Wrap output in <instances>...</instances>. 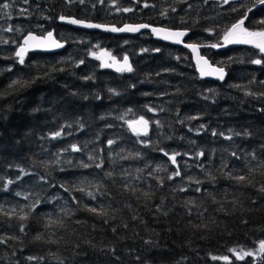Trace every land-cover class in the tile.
<instances>
[{
	"label": "trees",
	"instance_id": "16d2710c",
	"mask_svg": "<svg viewBox=\"0 0 264 264\" xmlns=\"http://www.w3.org/2000/svg\"><path fill=\"white\" fill-rule=\"evenodd\" d=\"M61 17L187 30L199 46L245 17L264 31L258 0H0V264H264L218 261L264 241V56L203 50L227 73L206 82L183 49ZM49 31L64 50L19 63L22 38ZM101 51L133 71L103 70ZM141 117L145 137L129 127Z\"/></svg>",
	"mask_w": 264,
	"mask_h": 264
},
{
	"label": "water",
	"instance_id": "95a60500",
	"mask_svg": "<svg viewBox=\"0 0 264 264\" xmlns=\"http://www.w3.org/2000/svg\"><path fill=\"white\" fill-rule=\"evenodd\" d=\"M72 19H74V18H65L64 20H61V24H63L66 27H70V28H72L74 30H79V31L83 30V31H87V32H90V33H101V34H104V35H111V36H117V37H121V36H136V35H139L141 33H149V35L156 42H160V43L165 44V45H169V46H172V47H175V48H182V49L186 50L190 54L192 63H193L194 68H195V72L197 73V75L199 76V78L201 80L213 81V82H219V83H223L226 80V77H227L226 71L222 68L223 72H224V79L223 80L219 79L218 78L219 73L216 70L217 69H221V68L212 65L210 63V61L206 57L201 55V50L210 48L209 46H198V45H196L195 50H193V48H190V47L186 46V45H193V44H185L186 39L190 35V32L187 31V30H173V29H168V28H164V27H160V26L148 25V27H146V28H139L138 31H111L110 29H112V28L121 29V28H126L128 26L137 27V26H140V25H147V24H127V25H124V26H121V27L118 28L116 26L101 25V24H97V23H93V22H86V21H82L83 23H81V24H73V23L69 22ZM75 20H77V19H75ZM78 21H81V20H78ZM89 24L90 25H100L101 27H87L86 25H89ZM152 29H165V30L170 31V32H181V31H183V32H186L187 35H185V36H183L181 38L182 42L176 43L172 39H167V40L163 39V35H164L163 33L157 34L156 32H153ZM48 33H52V37L50 39H45V38L48 37ZM48 33L45 34L44 36H39V35H36L34 33H30V34L32 36L37 37L40 40H44V42L46 44H48V45H51L52 41H55V42H58V43L62 44L63 47H59V48H55V47L32 48V47H29V50L25 53L24 57H26L28 54H33V53H41V54L49 53L50 54V53H60V52H62L64 50V48L66 47V43L65 42H61L58 39H56L55 34H54L53 31H50ZM28 36H29V34L25 35L22 38L21 46L24 45V39H25V37H28ZM249 39H257L258 40L259 38H249ZM31 43H34V42H30V44ZM225 47H228V48H231V47L251 48V49L257 50L258 52H260L261 55L264 56V53H262L258 48H256L254 46V44L228 43L227 42L223 46L215 48V49L221 51V50H224ZM18 50H19V48H18ZM101 56H102V66H103L104 69L110 70V71H112L115 74H121L123 72L129 73L128 71H117V69L119 67H121V65L123 64L124 58L121 61L118 60V61H112V62L109 63L107 61V59H106L104 54L101 55ZM128 63L130 64L129 58H128ZM109 65H111V66H109ZM202 71L204 73H206V74L202 75ZM139 120H136V121H139ZM136 121L131 122L133 127H136L138 129H142L143 125L135 123ZM149 132H150V126L148 125L147 135L149 134ZM147 135L141 134L139 136L145 137Z\"/></svg>",
	"mask_w": 264,
	"mask_h": 264
},
{
	"label": "snow or ice",
	"instance_id": "6c2138e0",
	"mask_svg": "<svg viewBox=\"0 0 264 264\" xmlns=\"http://www.w3.org/2000/svg\"><path fill=\"white\" fill-rule=\"evenodd\" d=\"M228 0H225V3H227ZM258 3L259 4H264V0H258ZM3 7L7 8L8 5L5 4L3 5ZM251 9H249L250 11ZM61 20H64L65 18L64 17H61L60 18ZM246 19V17L244 18ZM244 19H241L239 20L236 24H233L231 29H229L225 35H224V39L225 41H227L228 43H246V44H254V46L256 48H258L262 53H264V31H259V32H250L248 31L247 28H244L243 25H244ZM70 23H73V24H81L83 23L82 21H78V20H75V19H72L69 21ZM261 23H264V21H261ZM87 27H101L100 25H86ZM148 27V25H140V26H137V27H131V26H128L126 28H121V29H117V28H112L110 29L111 31H138L139 28H146ZM153 32H156L157 34H160V33H163V39H172L174 40V42L176 43H180L182 42L181 41V38L185 35H187L186 32H170V31H167L165 29H152ZM9 31H11V29H9ZM52 37V33H48V37L45 38V39H50ZM249 38H259L258 40L257 39H249ZM30 42H34V43H31ZM187 47H190V48H193V50H195L196 48V45H186ZM220 45L218 44H213L211 45V47H218ZM29 47H32V48H47V47H55V48H59V47H63L62 44L58 43V42H55V41H52L51 45H48L44 42V40H40L38 39L37 37L35 36H32L31 34H29L28 37H25L24 39V45L19 47V50L16 52V56L19 58V63L23 64L24 63V55L25 53L29 50ZM206 63V62H205ZM252 63L254 64H261L262 61L260 59H257V60H254L252 61ZM111 66V65H109ZM117 71H128V72H131L133 71L131 65L128 63V57L125 56L124 57V60H123V64L121 65V67H119L117 69ZM218 73H219V76L218 78L223 80L224 79V72H223V69H217L216 70ZM206 73H204L202 71V75H204ZM15 83V82H14ZM251 94V93H249ZM149 111H152V109H149ZM135 123H138V124H142L143 125V128L142 129H138L136 127H133V125L130 123L129 124V127L132 129V131L137 134V135H147V130H148V124L149 122L147 120H145L143 117L140 118L139 121H136ZM203 127V126H202ZM216 133H213V135H215ZM61 135L60 132H56L54 134V137H59ZM113 143V141L109 140L108 141V144L111 145ZM72 150L73 151H79V148L75 145L72 146ZM165 155H168L167 153H165ZM200 155H203V153H201ZM233 155H235V153H233ZM90 159H92L90 157ZM170 159L172 160L173 163L176 162V157L175 155H172L170 156ZM84 167H88V165H83ZM96 167H102V164H97ZM107 175H111V173H108ZM176 175H179V171L176 172ZM230 175V174H229ZM171 178V177H169ZM230 178H234L236 179L237 181H244L246 179L245 176H236V177H230ZM9 183H11V181H9ZM197 191H199V189H197ZM261 191H264V188L261 189ZM88 195L92 198V199H95V196L92 194V193H88ZM145 195H147V193H145ZM86 207V210L87 211H90L94 214H101V215H107L106 212H100L98 213L97 209L92 207V208H89L87 206ZM21 219H26L27 217L26 216H22L20 217ZM54 223V222H53ZM21 231H23V227H21ZM41 237H36V239H40ZM2 242V241H0ZM260 248L262 250H264V241H261L260 242ZM234 252V254H236L237 258L238 259H243V256H241L239 253H235V250H231ZM244 255H252L251 252H248V253H245ZM28 259H35L34 257H29ZM214 259H216L214 257ZM224 260H228L227 257H224L223 258Z\"/></svg>",
	"mask_w": 264,
	"mask_h": 264
},
{
	"label": "rangeland",
	"instance_id": "374dc122",
	"mask_svg": "<svg viewBox=\"0 0 264 264\" xmlns=\"http://www.w3.org/2000/svg\"><path fill=\"white\" fill-rule=\"evenodd\" d=\"M108 60H112V58L109 56V54H107ZM235 253H239L241 256H243V259H238L236 254H234V252H232L229 256V254L226 256L228 258V260H224V257L218 258V261H220L221 263H225V262H229L231 259H235L237 261H244L247 258H251L254 261H258V257L260 254L264 253V250H262L260 248V245L258 246V248H256L254 251H251L252 255H244L245 253L248 252H235Z\"/></svg>",
	"mask_w": 264,
	"mask_h": 264
}]
</instances>
